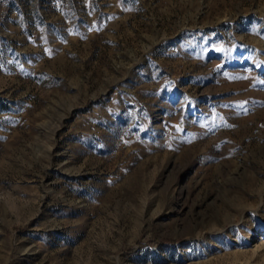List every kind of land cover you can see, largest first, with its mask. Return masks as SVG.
Returning a JSON list of instances; mask_svg holds the SVG:
<instances>
[{
  "label": "rangeland",
  "instance_id": "obj_1",
  "mask_svg": "<svg viewBox=\"0 0 264 264\" xmlns=\"http://www.w3.org/2000/svg\"><path fill=\"white\" fill-rule=\"evenodd\" d=\"M0 264H264V0H0Z\"/></svg>",
  "mask_w": 264,
  "mask_h": 264
}]
</instances>
